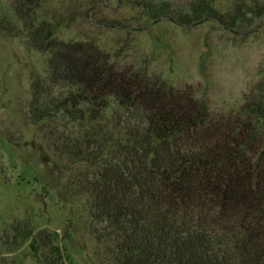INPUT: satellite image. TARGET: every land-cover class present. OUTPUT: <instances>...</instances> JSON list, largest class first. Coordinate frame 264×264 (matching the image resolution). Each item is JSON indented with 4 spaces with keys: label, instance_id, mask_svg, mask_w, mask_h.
<instances>
[{
    "label": "rangeland",
    "instance_id": "1",
    "mask_svg": "<svg viewBox=\"0 0 264 264\" xmlns=\"http://www.w3.org/2000/svg\"><path fill=\"white\" fill-rule=\"evenodd\" d=\"M164 1L184 11L193 0H25V10L16 8L19 0H0V264H39L24 236L30 228L55 232L77 264L113 261L97 238L104 221L91 214L81 188L112 155L108 136L119 135L118 116L126 112L112 97L96 119L62 110L34 114L36 106L54 107L73 88L51 71L48 35L93 44L119 67L191 89L208 105L207 134L241 114L251 91L264 94V13L250 10L260 4L264 12V0H212L225 16L243 9L235 27L214 17L190 25L157 19L147 4ZM36 28L43 32L38 41L31 39Z\"/></svg>",
    "mask_w": 264,
    "mask_h": 264
},
{
    "label": "trees",
    "instance_id": "2",
    "mask_svg": "<svg viewBox=\"0 0 264 264\" xmlns=\"http://www.w3.org/2000/svg\"><path fill=\"white\" fill-rule=\"evenodd\" d=\"M26 3L19 0L16 8ZM261 7L250 10L262 15ZM147 8L157 19L183 25L214 17L235 27L243 14L238 6L225 16L212 0H193L184 11L165 1ZM42 33L32 30L31 39ZM45 38L54 77L73 88L54 107L36 106L34 114L62 110L96 119L112 97L126 112L116 123L120 136H108L112 155L81 182L91 214L104 221L97 238L112 264H264V94L251 91L241 114L207 134L208 105L191 89L119 67L93 44ZM65 148L73 152L74 146ZM24 231L39 264H77L55 232ZM13 242L19 244V235Z\"/></svg>",
    "mask_w": 264,
    "mask_h": 264
}]
</instances>
